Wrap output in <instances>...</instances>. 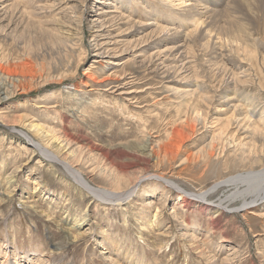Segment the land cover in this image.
<instances>
[{
  "label": "rangeland",
  "instance_id": "1",
  "mask_svg": "<svg viewBox=\"0 0 264 264\" xmlns=\"http://www.w3.org/2000/svg\"><path fill=\"white\" fill-rule=\"evenodd\" d=\"M263 163L264 0H0V264H264L261 178L178 200Z\"/></svg>",
  "mask_w": 264,
  "mask_h": 264
},
{
  "label": "bare ground",
  "instance_id": "2",
  "mask_svg": "<svg viewBox=\"0 0 264 264\" xmlns=\"http://www.w3.org/2000/svg\"><path fill=\"white\" fill-rule=\"evenodd\" d=\"M183 1H180L179 4H181ZM184 3V2H183ZM183 3L181 4V6L183 5ZM185 4V3H184ZM189 4V3H188ZM191 5H195V4H192L190 3ZM179 6V5H178ZM184 6V5H183ZM187 6V4H186ZM183 11H185L188 15H194V13H200V11L198 10H195L193 11V7L189 6L187 8H184ZM206 11V9H205ZM193 13V14H192ZM202 13V12H201ZM196 16V15H195ZM202 16V15H200ZM187 19V18H186ZM197 19V18H196ZM193 21V20H192ZM120 87V86H119ZM118 88V87H117ZM117 90V89H115ZM120 93H123V92H120ZM238 124V123H237ZM240 126V124H239ZM238 126V127H239ZM240 128V127H239ZM242 128V127H241ZM37 130V129H36ZM39 130V129H38ZM47 130V129H46ZM192 130V129H191ZM255 132V131H254ZM42 133V132H41ZM47 134V133H46ZM27 135V134H26ZM50 137V136H49ZM186 138V137H184ZM29 139V138H28ZM226 141V140H225ZM37 148L41 151V154L43 156H47L49 159L57 162L58 164L66 167V169L68 170V173L70 175H72V177L74 179L77 180V183L83 187H85L86 191L88 193H90V195L92 197H100L101 199H106V197H108L107 199L109 200V203L111 204L112 202H117V201H122V200H125L127 197H129V195L132 193V192H135L133 190V187H128L127 190L125 191H119V192H114V191H109V190H104V189H96V188H93V187H90V185H88L87 181L81 176L80 172L78 170H75L73 167H71L70 165H68L63 159L59 158L56 154H53L52 151H49L48 149H46V147H43V145H36ZM39 146V147H38ZM179 146V145H178ZM33 147H34V144H33ZM53 147V146H52ZM178 148V147H177ZM34 155V152L32 153V156ZM257 156V155H256ZM260 155L259 157H252L251 158V161L253 163H258L260 161ZM247 162V161H246ZM261 163V162H260ZM264 164V163H263ZM262 164V165H263ZM63 167V168H64ZM12 177V176H11ZM160 178V179H165L164 177L162 176H157V178ZM253 181V179H262L263 181V184L261 185V188L259 190H256L258 188H254L252 187L253 191H256L254 194H252L254 196V198L252 196H249L251 199L249 201H246L245 199L246 198H242L243 200V203L247 202L246 204H242V206H245L247 205L248 203H253V202H257L264 196V165L262 166L261 169L259 170H250L246 173H238L236 175H233V176H230L228 177L227 179L225 180H222V181H218L217 183H215V185L210 188V189H207L205 190L202 194L200 195H190V196H187V197H181L179 196L180 198H178L179 201H182L183 205L184 206H193V207H197L200 211H209V209H211L213 205H211L210 203H207L204 199L207 195L209 194H212L214 193L215 191H217L219 188L221 187H224V186H228V185H232L233 183H236V182H241V181H245L246 179H249ZM9 179V178H8ZM114 180V179H113ZM118 180V179H117ZM166 181V180H165ZM255 182V181H253ZM135 185V184H134ZM258 185V184H257ZM256 185V186H257ZM237 185H235L236 187ZM240 186V185H239ZM238 188V187H237ZM91 197V198H92ZM248 199V198H247ZM218 200V199H217ZM230 200V198H229ZM224 199H220L219 202L217 204H219L220 206L224 205L223 203ZM225 201H228L227 199ZM224 201V202H225ZM231 202V201H230ZM226 204V203H225ZM259 204V203H258ZM257 205V204H255ZM227 206V205H226ZM219 207V206H218ZM224 207V206H222ZM219 209V208H218ZM242 209H245L244 207ZM220 211L222 210L221 208L219 209ZM210 212V211H209ZM86 214H84L83 212H79V213H76V215H74V219L72 221V224H71V227L72 229L71 230H74L76 229V237H79V236H82L83 234L81 232H79V227L80 225L83 224L84 221H86ZM74 228V229H73ZM69 230V229H68ZM67 230V231H68ZM70 231V230H69ZM189 232V231H188ZM71 233V232H70ZM69 233V234H70ZM74 234V233H73ZM82 234V235H81ZM191 234V233H190ZM70 236V235H69ZM183 236L186 237L187 239L189 238L190 240H192L191 236H189V234H187V231L185 230L184 233H183ZM83 237V236H82ZM80 238V237H79ZM65 241V239H64ZM65 243V242H63ZM62 243V244H63ZM61 244V243H60ZM58 246V245H57ZM61 247V246H60ZM59 247V248H60ZM194 247V246H193ZM196 248L198 249L199 246L196 245ZM40 257V256H39ZM39 261H40V258H39Z\"/></svg>",
  "mask_w": 264,
  "mask_h": 264
}]
</instances>
